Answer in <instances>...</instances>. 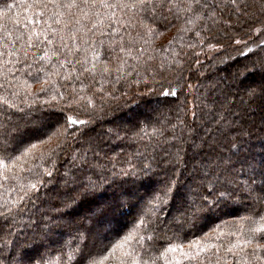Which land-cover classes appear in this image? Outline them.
I'll return each instance as SVG.
<instances>
[{
  "label": "trees",
  "instance_id": "1",
  "mask_svg": "<svg viewBox=\"0 0 264 264\" xmlns=\"http://www.w3.org/2000/svg\"><path fill=\"white\" fill-rule=\"evenodd\" d=\"M32 2L0 0V38L5 28L11 39L44 27ZM190 2L165 0L155 22L137 13L121 19L120 35L96 34L93 43L111 73L91 90L85 82L83 95L93 98L99 87L104 93L94 96L87 115L80 113L87 123L75 126L81 131L66 140L37 139L32 132L58 111L52 97L67 95L66 81L49 75L57 59L41 60L42 53L32 49V67L16 65L14 75L31 87L20 89L16 103L23 111L9 110L8 131L14 134L19 125L20 150L36 148L20 160L0 155V172L9 176H0V204L17 200L21 186L37 177L43 185L29 190L18 214L0 219V264H28L37 253L45 254V264H69L81 249H105L89 264H131L133 258L137 264H206V257L215 261L216 248L222 254L236 242L232 233L264 225V199H256L264 197V100L248 95L264 78V0H242L250 17L232 14L228 0H207L220 7L214 18L203 19L187 10ZM121 43L131 52H120ZM210 47L220 49L209 54ZM43 51L51 56L50 47ZM83 55L91 58L92 52ZM60 71L66 75L68 69ZM169 87L177 97L161 94ZM7 119L0 114V121ZM166 182L173 191L160 205L152 197ZM90 183L95 187L85 197L81 185ZM150 201L155 216L145 228L141 217Z\"/></svg>",
  "mask_w": 264,
  "mask_h": 264
},
{
  "label": "snow or ice",
  "instance_id": "2",
  "mask_svg": "<svg viewBox=\"0 0 264 264\" xmlns=\"http://www.w3.org/2000/svg\"><path fill=\"white\" fill-rule=\"evenodd\" d=\"M164 6L165 0H33L29 7L37 9L35 15L43 20L44 27L39 31L33 27L27 32L26 36L25 33L20 32L11 39L9 37L13 36L12 32L5 28L4 37L0 38V74L3 75L5 81V83H0V89L6 91V94H0V114L8 118L5 121H0V155H4L5 159L20 160L21 156H27L31 149L36 148V144H30L23 151L20 150L21 145L24 144V137L19 131V125L13 126L15 128L14 134H10L8 131L9 126L12 125V114L9 110L23 111V108L16 101L20 98L21 88L30 90L31 87L27 80L20 83L19 78L14 75L17 70L16 65H23L30 69L32 65L28 63V57L32 49L42 53L40 55L41 60L51 61L53 57L57 59V63L52 65L55 72L49 73V75L61 76L66 81V85L63 87L67 92V95H65V92H58L56 96L52 97L53 100L58 99V105L53 106L58 108V111L49 113L51 122L49 120L42 121L36 128L32 129V132L37 139L44 136L49 141L54 137L58 140H66L75 132L81 131L75 126L87 123L86 120L80 119V113L83 112L87 115L89 108H95L94 96L104 93L103 87H99L96 88L93 98L83 95L85 82L91 90L96 84L104 80L106 75L111 73V69L103 60L101 52L96 49L93 43L96 34L108 36L110 39L113 34L120 35L121 19L125 16H135L137 13L155 22L158 19L157 13L161 12ZM12 7L11 4L7 5L9 10ZM219 7V4H209L207 0H204L203 3H201V0H191L187 5V10L193 12L200 19H203L207 14H211L214 18ZM228 7L231 8L232 14L237 17H250L249 5L243 3L242 0H228L225 8ZM203 9L209 10L208 13L197 11ZM117 13L121 15L118 16ZM160 18L162 19V17ZM30 19H35V17ZM191 22L189 21V23ZM260 23L261 28L259 30L264 31V21ZM149 32H151V29H149ZM122 39L121 37V41ZM235 42L240 43L239 40ZM112 43L114 44L115 41L113 40ZM260 46L264 48V40L260 42ZM44 47L51 48V56H49L48 51H43ZM118 47L120 52H131V49L125 48L122 43ZM89 50L92 52L91 58L87 55L81 56L82 53H87ZM259 63L261 71H264V60ZM164 68V65L159 66L160 71H164ZM61 69H68L67 74L62 75ZM145 71L155 73V70L151 69H145ZM136 74L139 75L138 72ZM28 75L30 76L31 72ZM97 76H99V79H97ZM44 83H47V81H44ZM188 87H191V85H188ZM45 91L46 88H40V92ZM161 94L166 97H177V92L171 87L162 89ZM27 95H32V93L28 91ZM248 95L253 99L259 97L264 100V78L257 87L248 90ZM61 119L63 123H61ZM39 143L43 144L45 140H39ZM16 152H19L20 155H11V153ZM2 163L3 161H0V164ZM28 171L31 172V169H28ZM44 174L49 177L52 175L49 171H45ZM0 176L4 180L9 179V176L2 172H0ZM205 178L207 179V175ZM37 184L43 185V181L39 177L36 178V183L30 181L27 188L21 186L20 190L23 195H20L17 200L0 204V219L7 220L18 214L20 202L28 197L29 190L37 189ZM81 187L84 188L82 194L87 197L88 188H94L95 184L90 183L81 185ZM172 191V183L166 182L152 197V200L164 205L170 198ZM261 191L264 192V189H261ZM209 194H211V191ZM224 195V193H220L221 198ZM256 199L262 200L264 197L258 196ZM203 200L207 202V197H203ZM151 203L150 201V206L144 210L141 217L145 228L153 224L152 217L155 216L151 209ZM155 219L159 220V217L156 216ZM243 219L255 223L251 217ZM261 219L264 220V217H261ZM232 235L237 237L236 242L230 243L222 254L220 248H216L215 261L213 262L212 259L206 257V264H264V242H261L264 241V225L249 228L246 234L235 232ZM249 246L251 247L249 248ZM104 250L101 249L100 252ZM203 251V248L199 250V252ZM100 252L93 253L81 249L75 253L74 261L72 256L68 257L69 264H89L93 255H99ZM196 258H199V253ZM28 264H45V254L37 253L29 257ZM131 264H137L135 258L132 259Z\"/></svg>",
  "mask_w": 264,
  "mask_h": 264
},
{
  "label": "rangeland",
  "instance_id": "3",
  "mask_svg": "<svg viewBox=\"0 0 264 264\" xmlns=\"http://www.w3.org/2000/svg\"><path fill=\"white\" fill-rule=\"evenodd\" d=\"M238 44H241V42H240V43H236V45H238ZM209 49H210V50H209L208 53H209V54H212L213 52L218 51L220 48H217V47H210ZM221 80L225 81L224 78H222ZM250 117H252V116L250 115V113L247 114V118H250ZM122 127H123V125H122ZM186 200L189 201L187 198H186ZM81 217H82V216H79L77 219H81Z\"/></svg>",
  "mask_w": 264,
  "mask_h": 264
}]
</instances>
